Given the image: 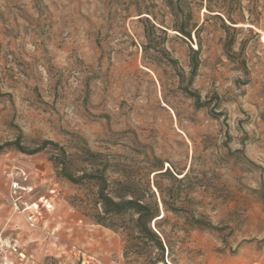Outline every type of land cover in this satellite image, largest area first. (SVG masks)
<instances>
[{
  "label": "rangeland",
  "instance_id": "rangeland-1",
  "mask_svg": "<svg viewBox=\"0 0 264 264\" xmlns=\"http://www.w3.org/2000/svg\"><path fill=\"white\" fill-rule=\"evenodd\" d=\"M16 140L58 143L76 176L108 163L110 181L157 199L156 264H264V0H0V143ZM59 153L0 152V235L18 239L17 264H153L136 216L98 223L97 183L59 176ZM160 161L185 181L156 178ZM17 168L31 177L21 200L39 205L35 226L10 203Z\"/></svg>",
  "mask_w": 264,
  "mask_h": 264
},
{
  "label": "trees",
  "instance_id": "trees-1",
  "mask_svg": "<svg viewBox=\"0 0 264 264\" xmlns=\"http://www.w3.org/2000/svg\"><path fill=\"white\" fill-rule=\"evenodd\" d=\"M208 8L210 12H216V16H220L218 12L220 10H213ZM228 20L230 21V24H226L224 22V28L227 32H229L231 29L235 30L237 27L235 26L237 22L233 20V18L228 15ZM150 21V20H148ZM153 28L156 27L154 23L151 24ZM196 24H194V27ZM174 30L178 31L180 34H182L185 37L192 38L191 30L187 29L186 25L182 24L180 26L174 27ZM199 30L197 29V34ZM233 40L229 39L225 43V48L228 51L232 48ZM200 50L201 46H199L197 49H194L191 47V53L193 54V63H192V73H191V82L194 79V76L197 74L198 68L200 66ZM191 96H194L197 98V104L200 105L199 100L200 96L196 93L191 92ZM201 106V105H200ZM48 145H52L54 147H58L61 150V153L57 155V158H54V163L56 165L57 174L61 177H64L68 181L75 183V184H81L86 179L93 180L97 183L98 191L97 196L99 199V202L101 203V209L103 213V217H99L97 219V222L100 224H104L106 226H111L110 224L106 223V218L109 217H115V216H122L125 214H134L136 217L134 218V226L136 227L137 231L139 232L138 238L140 239L139 242H143L145 245V248L157 250L160 257L154 261L153 264H156L157 262L163 261V257L165 255V243L164 238L162 237V232L159 230L160 226L158 223V220L161 216V218L164 217V215L160 212V203L157 199H153L152 201H148L145 199V196L143 194H138L135 191L131 190L132 186H134V183L127 178V180H116V181H110L107 176L105 175V171L108 168V163H103L102 166L98 167L94 161H92L90 164L92 166L93 171L87 172L84 171V173L80 176H76L71 171H69L68 165L64 157L66 156V151L64 148H61L58 143L52 141V140H46L43 142L42 145H39L38 147L34 149H26L23 145L20 144V141H8L6 143L1 144L0 143V152L9 148H15L22 153L25 154H36L42 150H44ZM90 155L93 157H99L102 155V153H95L89 151ZM97 166V167H96ZM95 170V171H94ZM181 174V173H177ZM188 173H185L181 178L177 177L175 173L171 171L170 168H165L164 162L160 161V163L157 165L156 173L154 174L156 178L159 177H165L169 176L171 179L176 180L179 184L183 183L187 177ZM146 187L148 190H151L150 182H146ZM112 185L114 187H112ZM156 187L159 189L161 194H163V191L156 182ZM161 203L165 211H173V212H181L182 209L180 207H177L176 205H170V203L164 198H161ZM155 222L157 225V230L153 229L151 226V223ZM191 222L192 226H199L204 227L206 226L202 220L195 219L193 222ZM209 226V224L207 225Z\"/></svg>",
  "mask_w": 264,
  "mask_h": 264
},
{
  "label": "built area",
  "instance_id": "built-area-1",
  "mask_svg": "<svg viewBox=\"0 0 264 264\" xmlns=\"http://www.w3.org/2000/svg\"><path fill=\"white\" fill-rule=\"evenodd\" d=\"M10 176V201L17 211L28 210L27 218L30 225L35 226L40 213L39 205L37 203L27 204L20 200L22 194L31 192L34 188L30 183V174L23 168H17ZM0 249V264H17V259L23 260L26 257L21 250L18 239L14 237H2L0 235Z\"/></svg>",
  "mask_w": 264,
  "mask_h": 264
},
{
  "label": "crops",
  "instance_id": "crops-1",
  "mask_svg": "<svg viewBox=\"0 0 264 264\" xmlns=\"http://www.w3.org/2000/svg\"><path fill=\"white\" fill-rule=\"evenodd\" d=\"M22 197V196H21ZM21 200V199H20ZM21 202H24V201H22L21 200ZM10 203H11V201H10ZM11 205H12V203H11ZM12 207L14 208V206L12 205ZM14 210H16L15 208H14ZM17 211V210H16ZM20 213L22 212L23 213V215L26 217L27 216V212H23V211H19ZM29 213V212H28Z\"/></svg>",
  "mask_w": 264,
  "mask_h": 264
}]
</instances>
